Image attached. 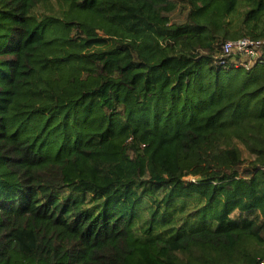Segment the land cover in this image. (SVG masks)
I'll use <instances>...</instances> for the list:
<instances>
[{
	"label": "trees",
	"instance_id": "trees-1",
	"mask_svg": "<svg viewBox=\"0 0 264 264\" xmlns=\"http://www.w3.org/2000/svg\"><path fill=\"white\" fill-rule=\"evenodd\" d=\"M241 39L264 0H0V264H264Z\"/></svg>",
	"mask_w": 264,
	"mask_h": 264
},
{
	"label": "built area",
	"instance_id": "built-area-1",
	"mask_svg": "<svg viewBox=\"0 0 264 264\" xmlns=\"http://www.w3.org/2000/svg\"><path fill=\"white\" fill-rule=\"evenodd\" d=\"M263 47L264 41L241 39L225 43L222 47V51L225 57H229L232 54H240L244 58H250L256 61L261 57Z\"/></svg>",
	"mask_w": 264,
	"mask_h": 264
},
{
	"label": "rangeland",
	"instance_id": "rangeland-1",
	"mask_svg": "<svg viewBox=\"0 0 264 264\" xmlns=\"http://www.w3.org/2000/svg\"><path fill=\"white\" fill-rule=\"evenodd\" d=\"M184 19V17L180 16L179 14H175L174 15V20L175 21H182ZM188 180H195L194 178H189Z\"/></svg>",
	"mask_w": 264,
	"mask_h": 264
}]
</instances>
